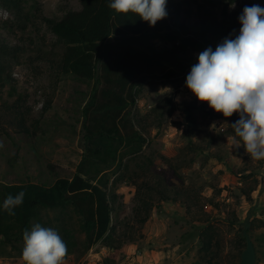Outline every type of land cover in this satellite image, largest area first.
<instances>
[{"label":"rangeland","instance_id":"obj_1","mask_svg":"<svg viewBox=\"0 0 264 264\" xmlns=\"http://www.w3.org/2000/svg\"><path fill=\"white\" fill-rule=\"evenodd\" d=\"M24 1L25 11L33 16L24 31L0 8V41L19 49V59L10 68L16 93L11 96L6 87L0 95V185H51L77 172L83 153L81 110L93 82L58 72L55 59L60 45L41 19L77 10L78 1ZM252 4L264 6V0L206 8L193 1L176 2L170 10V27L196 37L206 34L208 47L215 49L222 38L211 32L213 20L226 21L238 32V16ZM153 44L157 50L171 47L160 41ZM200 52L188 51L179 54L174 64L167 63L174 76L142 83L132 115L146 142L138 153H121L120 160L106 170L110 195H115L112 227L124 243L117 264H194L199 257L194 233L207 224L215 227L223 242L221 259L211 264H238L245 242L236 245L234 235L244 228L247 217L256 264H264V161L253 160L243 148H233L230 125L238 118L235 113L225 119L184 87ZM186 111L194 118L191 132L182 125ZM189 141L203 153L188 151ZM247 192L250 201L243 196ZM161 193L172 201L153 209L141 226L134 214L140 195L157 203ZM39 219L32 225H64L79 233V217L72 208L44 210ZM22 247V240L9 244L0 236V264H24ZM107 253L95 245L79 259L67 253L63 264H102Z\"/></svg>","mask_w":264,"mask_h":264},{"label":"trees","instance_id":"obj_2","mask_svg":"<svg viewBox=\"0 0 264 264\" xmlns=\"http://www.w3.org/2000/svg\"><path fill=\"white\" fill-rule=\"evenodd\" d=\"M77 1V10L69 9L58 18L41 16V19L60 45L55 59L58 72L71 75L79 82H93L92 92L81 110L82 158L76 174L70 179L57 178L51 185L31 182L0 185V203L9 194L25 192L24 202L15 209V214L0 210V236L3 242H17L34 221L40 220L42 211L72 208L79 217V233L75 234L64 225L54 228L65 241L67 253L79 259L98 245L108 251L102 264H117L124 243L116 237L112 227L115 195H110L106 170L120 160L121 153H138L146 142L132 115L138 89L148 79L174 76L175 71L168 69L167 63L174 64L179 54L201 51L210 44L206 34L196 37L173 30L169 22L170 10L176 2L193 1L198 7L206 8L215 3L231 6L242 0H167V17L152 27L132 14H114L107 6L108 0ZM24 4V0H0V8L13 16L16 28L21 31L33 18L25 11ZM36 10L38 12L39 8ZM210 29L222 40L233 32L232 25L216 19ZM154 41L171 47L157 50ZM18 59V47L0 41V95L6 87L11 96L16 93L10 68ZM182 125L190 132L194 129L190 111H186ZM187 148L191 153H203L192 141ZM161 195L157 203L140 195L134 214L141 226L153 209L159 210L165 200L172 201L163 193ZM243 196L251 200L250 193ZM241 232L239 229L234 235L236 245H244ZM218 234L210 224L194 233L199 245V257L194 264H211L221 259L223 242Z\"/></svg>","mask_w":264,"mask_h":264},{"label":"clouds","instance_id":"obj_3","mask_svg":"<svg viewBox=\"0 0 264 264\" xmlns=\"http://www.w3.org/2000/svg\"><path fill=\"white\" fill-rule=\"evenodd\" d=\"M114 14H132L149 27L165 19L167 0H108ZM234 6V5H233ZM233 30L216 47H208L188 72L184 87L199 103L225 119H236L231 144L255 161H264V6L245 5ZM25 192L9 194L0 210L15 214ZM24 264H63L68 249L58 231L35 223L22 233Z\"/></svg>","mask_w":264,"mask_h":264},{"label":"water","instance_id":"obj_4","mask_svg":"<svg viewBox=\"0 0 264 264\" xmlns=\"http://www.w3.org/2000/svg\"><path fill=\"white\" fill-rule=\"evenodd\" d=\"M249 225L250 218L247 217L244 221V228L241 232V237L245 241V246L240 253V260L238 264H256L257 261L255 245L248 234Z\"/></svg>","mask_w":264,"mask_h":264},{"label":"built area","instance_id":"obj_5","mask_svg":"<svg viewBox=\"0 0 264 264\" xmlns=\"http://www.w3.org/2000/svg\"><path fill=\"white\" fill-rule=\"evenodd\" d=\"M177 44H178V43H177ZM202 51H203V50H201V52H202ZM201 52H200V53H201Z\"/></svg>","mask_w":264,"mask_h":264}]
</instances>
